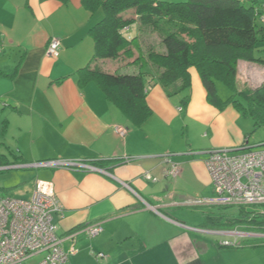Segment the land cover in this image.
Here are the masks:
<instances>
[{
	"label": "crops",
	"instance_id": "obj_1",
	"mask_svg": "<svg viewBox=\"0 0 264 264\" xmlns=\"http://www.w3.org/2000/svg\"><path fill=\"white\" fill-rule=\"evenodd\" d=\"M101 19V10L91 12L83 0H0V142L6 140L0 145L9 150L0 152V173L29 172L0 185V197L27 199L36 179L48 181L63 208L54 218L59 236L101 223L100 235L77 236V253L68 264H264V245L228 248L221 242L235 236L209 232L243 231L246 224L233 227L219 219L205 225L207 215H224L201 211L199 216L181 209L190 199L214 195L207 151L240 152L243 146H264V137L253 135L252 120L233 106L220 111L210 105L195 68L189 71L185 109L187 91L170 96L157 82L149 83L152 114L142 126H134L97 84L79 82L78 71L95 52L90 29ZM124 33L138 37L145 54L148 47L165 51L159 36L139 22ZM52 38L61 40L57 57L47 53ZM137 56L134 50L131 58L97 65L112 74L138 73ZM237 82L239 89L261 86L264 65L240 60ZM169 156L180 166L176 177L165 174ZM50 160L82 162L96 170L27 167ZM146 173L157 181L147 180ZM99 252L107 258H96Z\"/></svg>",
	"mask_w": 264,
	"mask_h": 264
},
{
	"label": "trees",
	"instance_id": "obj_2",
	"mask_svg": "<svg viewBox=\"0 0 264 264\" xmlns=\"http://www.w3.org/2000/svg\"><path fill=\"white\" fill-rule=\"evenodd\" d=\"M68 3L71 0H59ZM83 0L91 12L101 10L102 19L90 29L95 52L90 64L79 70L80 85L97 84L134 126H142L152 111L147 103L149 83L168 90L170 96L191 89L190 69L202 80L210 105L220 111L233 106L244 118L252 120L254 130L264 128V83L251 89L238 87V62L245 60L264 65V23L261 21L264 0ZM132 11V16L126 13ZM139 22L148 32L159 36L164 52L148 47L146 54L138 37L129 38L126 28ZM140 71L112 74L97 63L133 57ZM231 92L224 99L216 83ZM179 83L176 91L170 88ZM172 90V89H171ZM190 100L183 97L182 108ZM245 147V146H243ZM17 163V162H16ZM15 163V164H16ZM100 166V165H99ZM228 208V207H221ZM219 219L228 226L246 224L243 231L264 233V218L257 210L240 208L236 216H206V224ZM264 239L253 238L239 248H256Z\"/></svg>",
	"mask_w": 264,
	"mask_h": 264
},
{
	"label": "built area",
	"instance_id": "obj_3",
	"mask_svg": "<svg viewBox=\"0 0 264 264\" xmlns=\"http://www.w3.org/2000/svg\"><path fill=\"white\" fill-rule=\"evenodd\" d=\"M261 21L264 23V6ZM61 48V40L52 38L47 53L57 57ZM121 134L124 131L119 130ZM238 150H209L206 167L210 174L214 195L208 198L196 197L187 201L191 207H238L260 206L257 212L264 218V146L248 147ZM169 168L167 176L176 177L180 166L166 159ZM29 168H84L96 170L95 167L82 162L50 160L28 165ZM144 177L156 182L150 173ZM62 215L54 185L51 182L36 179L31 196L27 199L12 196L0 197V264H22L35 256H42L38 264H68L71 255L77 253L75 247L79 234L90 238L100 235L103 231L101 223L88 224L69 232L58 235V227L54 223L55 215ZM207 231V230H206ZM214 234L235 236L233 240H223L221 245L228 248H239L238 237L249 235L264 239V233H250L238 229L230 231H214ZM66 242L70 243L66 249ZM96 258L106 259V254L96 253Z\"/></svg>",
	"mask_w": 264,
	"mask_h": 264
},
{
	"label": "rangeland",
	"instance_id": "obj_4",
	"mask_svg": "<svg viewBox=\"0 0 264 264\" xmlns=\"http://www.w3.org/2000/svg\"><path fill=\"white\" fill-rule=\"evenodd\" d=\"M174 2H180V1H175V0H171ZM183 1V0H181ZM185 1V0H184ZM123 73H128L127 71H123ZM217 88H218V93L219 95L226 99L231 95V92L227 89V87L221 83V82H217L216 83ZM171 88L177 90L179 88V83H176L175 85H173ZM170 88V90H171ZM172 91V90H171ZM189 91H187V93H184V95L188 94ZM256 137H259L258 139H260L261 135L264 137V128H259L257 129V131L253 134ZM3 140V138H2ZM1 142H5L6 140ZM0 142V143H1ZM9 144H11V140L7 141ZM2 151V153H6L9 154V150L3 146L0 145V152ZM31 172V171H30ZM26 173H29L25 170L22 169H13V170H8V171H4L3 173H0V185H4V183H15L16 180V176H24ZM21 186V185H20ZM23 186V185H22ZM24 188V187H23ZM22 188V189H23ZM181 209H185L187 210L186 212H194L195 214H199L202 215L199 212H209V211H214L215 213H219L220 215H225V216H236L239 214V209L238 207H231V208H221V207H182ZM250 210L254 209V210H260L261 207L257 206V207H250ZM223 231V230H222ZM41 256L38 257H33L30 258L28 260H26L25 262H23L22 264H36L41 260Z\"/></svg>",
	"mask_w": 264,
	"mask_h": 264
}]
</instances>
